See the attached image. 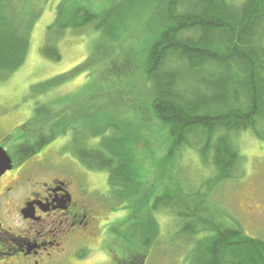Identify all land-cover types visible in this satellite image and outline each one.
<instances>
[{"label":"trees","instance_id":"16d2710c","mask_svg":"<svg viewBox=\"0 0 264 264\" xmlns=\"http://www.w3.org/2000/svg\"><path fill=\"white\" fill-rule=\"evenodd\" d=\"M106 1L100 10L81 2L58 4L55 19L48 26L44 54L60 60L56 40L69 29L91 30L96 35L95 49L83 64L47 85L63 82L74 71L97 61L100 75L96 90L107 84V78L110 85L116 81L118 85L113 86L126 102L123 93L133 87L130 84L127 89L124 77L112 76V67L120 58L118 46L131 18L140 16L146 37L142 59L135 58V63H140L138 72L147 96L137 95L142 102L138 104L147 100L150 114L167 127L171 144L164 165L173 169L168 189L154 195L150 209H165L180 218L182 233L194 244L191 264H264V239L248 235L238 220L227 223L211 199L215 187L242 175L244 156L233 135L250 130L264 142V0ZM38 18L39 10L27 0H0V81L26 62ZM118 95L98 100V110L103 112L107 107L103 105H112L113 110L107 112L120 122L98 124L96 130L92 126V137L97 138L92 144L78 135L73 140V153L90 169H107L113 199L126 202L124 207L128 208L137 199L142 183L134 152L138 140L132 131L141 116L136 108L129 115ZM67 106L73 108L72 104ZM67 106L37 104L21 127L26 131L18 140L21 160L57 135L77 131L80 108L65 113ZM188 148L198 151L203 167L212 174L195 189L180 183L177 175ZM145 228L153 235L141 244L147 249L159 230L153 217L147 219ZM142 254L133 251L126 259L117 257L114 264H145L146 255Z\"/></svg>","mask_w":264,"mask_h":264},{"label":"rangeland","instance_id":"374dc122","mask_svg":"<svg viewBox=\"0 0 264 264\" xmlns=\"http://www.w3.org/2000/svg\"><path fill=\"white\" fill-rule=\"evenodd\" d=\"M27 1L39 10V18L31 31L29 55L18 70L0 81V145L9 152L17 165L11 173L15 175L5 180L4 184L19 181V189L25 190L33 183L37 186L54 176L69 179L73 181L75 190L80 187L82 192H91V202L98 209L95 222L97 227L93 235L65 255L52 260L51 264H114L119 261L117 257L126 259L133 251L145 253L142 254L146 255L145 264H191L190 255L194 244L187 234L182 233L183 223L180 218L165 209H150L154 195L168 189L166 186L173 169L170 165H164L171 144L169 131L158 118L150 114L151 107L147 106L149 102L146 100L141 104L139 101L147 96L145 87L142 86V76L138 72L140 63H135V58L142 59L145 46L143 19L137 15L131 18L130 26L125 29L118 46L120 58L112 67V76L118 79L124 77L127 89L131 87L130 84L133 87L129 89V93H123L125 102L121 92L113 86L118 85L116 81L110 80L113 83L110 85L108 78L106 81L103 79L107 84L96 90L95 82L100 75V68L96 67L100 63L97 61L86 65L80 72L74 71L63 82L47 85L51 79L83 64L94 54L95 49L96 35L91 30L76 32L69 29L56 40L62 58L54 60L44 54L48 26L55 19L58 4L81 2L100 10L107 1ZM230 1L241 3L243 0ZM103 81H99L101 85ZM116 94H120L118 97L122 98L129 115L136 108L141 116L138 119L140 122L132 127V131L138 140L134 152L142 183L137 199L133 205L128 204V208L124 207L126 202L113 199L108 183V170L90 169L73 153V140L78 135L80 140L92 144L97 140L92 137V126L96 130L101 123L109 126L120 122L113 118L111 112H107L108 109L113 110L112 105H103L107 106L103 112L98 110V100L105 101ZM137 95H141V98L138 99ZM43 102L56 103L60 107L72 104L73 108L67 106L65 113H71L79 107V127L77 131L68 130L66 134L57 135L31 157L21 160L18 140L26 132L21 127L31 118L37 104ZM138 102H141L139 104L142 107H139ZM233 139L244 156L242 175L215 187L211 199L223 213V219L227 223L238 220L248 235L264 239V142L250 130L234 134ZM180 163L178 180L187 188L195 189L202 184V180L212 177L211 171L203 167L196 149H186ZM139 203L144 205L140 209H134ZM249 206L251 210L248 209ZM149 217H153L159 234L154 243L145 249L141 245L144 239L153 238L145 228ZM12 218L16 223V230L21 223L17 217ZM0 221L6 228L12 223L11 218L3 217L1 213Z\"/></svg>","mask_w":264,"mask_h":264},{"label":"flooded vegetation","instance_id":"af4514ba","mask_svg":"<svg viewBox=\"0 0 264 264\" xmlns=\"http://www.w3.org/2000/svg\"><path fill=\"white\" fill-rule=\"evenodd\" d=\"M16 166L13 160L0 178V213L12 221L7 228L0 221V264H51L93 235L98 209L91 192L75 190L69 179L54 176L25 190L19 181L4 184ZM12 217L21 223L16 230Z\"/></svg>","mask_w":264,"mask_h":264},{"label":"water","instance_id":"95a60500","mask_svg":"<svg viewBox=\"0 0 264 264\" xmlns=\"http://www.w3.org/2000/svg\"><path fill=\"white\" fill-rule=\"evenodd\" d=\"M13 158L8 151L0 145V178L5 174L6 171L12 169Z\"/></svg>","mask_w":264,"mask_h":264}]
</instances>
